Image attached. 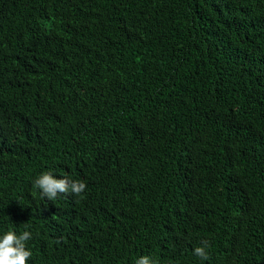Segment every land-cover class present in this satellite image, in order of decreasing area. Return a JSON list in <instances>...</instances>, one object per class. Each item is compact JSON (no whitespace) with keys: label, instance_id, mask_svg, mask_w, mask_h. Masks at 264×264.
I'll return each mask as SVG.
<instances>
[{"label":"trees","instance_id":"trees-1","mask_svg":"<svg viewBox=\"0 0 264 264\" xmlns=\"http://www.w3.org/2000/svg\"><path fill=\"white\" fill-rule=\"evenodd\" d=\"M9 230L27 264H264V0H0Z\"/></svg>","mask_w":264,"mask_h":264},{"label":"clouds","instance_id":"clouds-1","mask_svg":"<svg viewBox=\"0 0 264 264\" xmlns=\"http://www.w3.org/2000/svg\"><path fill=\"white\" fill-rule=\"evenodd\" d=\"M34 186L39 189L42 197L54 200L60 194L79 196L86 189V184L80 180H71L67 176L55 178L50 172L40 174L34 181ZM31 239V232L23 231L17 235L14 231H6L0 236V264H27L32 252L26 248V242ZM202 246L194 249V254L201 260H208L209 247L207 241L201 242ZM135 264H155L149 256H141Z\"/></svg>","mask_w":264,"mask_h":264}]
</instances>
